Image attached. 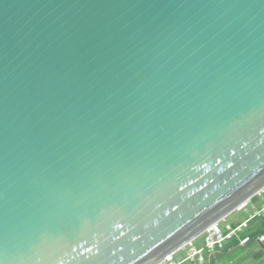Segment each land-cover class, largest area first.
<instances>
[{
    "label": "water",
    "instance_id": "1",
    "mask_svg": "<svg viewBox=\"0 0 264 264\" xmlns=\"http://www.w3.org/2000/svg\"><path fill=\"white\" fill-rule=\"evenodd\" d=\"M264 187V0H0V264H156Z\"/></svg>",
    "mask_w": 264,
    "mask_h": 264
},
{
    "label": "clouds",
    "instance_id": "2",
    "mask_svg": "<svg viewBox=\"0 0 264 264\" xmlns=\"http://www.w3.org/2000/svg\"><path fill=\"white\" fill-rule=\"evenodd\" d=\"M238 211L239 209H236L234 212H238ZM228 216L211 223L210 226L214 225V223H219L220 226L229 225L231 228L235 229L237 223L235 226H232L231 222L227 220ZM210 226H208L200 235L195 237V239L191 240L188 244H186V246L181 248L178 252L168 255L166 258H164L163 260H161L160 262L156 264H164V263H168V264H186V263H189V264H218L219 263V264H222L224 262V259H222L223 257H221V255H223L226 251L230 249L234 235H231L230 237H225L222 243V247L221 248L216 247L213 252L209 253L205 249L204 238H205V232ZM228 234L229 233H225L224 235L227 236ZM193 248H195L196 250H201L200 256L202 257V262L198 261L199 255H197L194 258V260L190 258L192 254L191 250ZM218 256L220 258H218L216 262H213V259Z\"/></svg>",
    "mask_w": 264,
    "mask_h": 264
},
{
    "label": "bare ground",
    "instance_id": "3",
    "mask_svg": "<svg viewBox=\"0 0 264 264\" xmlns=\"http://www.w3.org/2000/svg\"><path fill=\"white\" fill-rule=\"evenodd\" d=\"M263 191L264 187L239 208L242 209V219L237 220L232 242L238 241L239 245L244 247L255 241L253 235L249 234L250 223L256 218L264 216V200L262 199L260 204L255 202V198L261 197ZM255 242L264 251V235H259Z\"/></svg>",
    "mask_w": 264,
    "mask_h": 264
},
{
    "label": "crops",
    "instance_id": "4",
    "mask_svg": "<svg viewBox=\"0 0 264 264\" xmlns=\"http://www.w3.org/2000/svg\"><path fill=\"white\" fill-rule=\"evenodd\" d=\"M262 199L264 200V191L262 192L261 197L255 198V202L260 204ZM238 219H242V209H239L238 217L231 216L230 218H227V220L231 222L232 226L236 225ZM252 222L250 223V230L255 229V226L252 227ZM257 229H259V226ZM254 231H256V229ZM254 247H258V253L254 252L255 251ZM239 249L244 250L242 255H236ZM222 259H224V262L222 264H241V262L243 261L250 262V264H264V251L262 247L258 245L257 242H251L248 246L243 247L239 245L236 241H233L231 243L228 259L227 260L225 258Z\"/></svg>",
    "mask_w": 264,
    "mask_h": 264
},
{
    "label": "built area",
    "instance_id": "5",
    "mask_svg": "<svg viewBox=\"0 0 264 264\" xmlns=\"http://www.w3.org/2000/svg\"><path fill=\"white\" fill-rule=\"evenodd\" d=\"M236 228L233 229L229 225L220 226L219 223H214V225L210 226L206 232H205V249L211 253L214 251L216 247L221 248L223 240L225 237H230L231 235H234ZM225 233H229L227 236H225ZM192 254L190 258L194 260V258L199 255L198 261L202 262L201 250H196L193 248L191 250ZM168 264V263H164Z\"/></svg>",
    "mask_w": 264,
    "mask_h": 264
},
{
    "label": "trees",
    "instance_id": "6",
    "mask_svg": "<svg viewBox=\"0 0 264 264\" xmlns=\"http://www.w3.org/2000/svg\"><path fill=\"white\" fill-rule=\"evenodd\" d=\"M256 201H258V200H256ZM253 226H255L256 231H254L255 229L254 230L251 229V230H249V234L253 235V238L256 241V239L259 237V235L264 234V216L258 217L255 220H253L252 227ZM258 226H259V229H257ZM236 242L239 244L238 241H236Z\"/></svg>",
    "mask_w": 264,
    "mask_h": 264
},
{
    "label": "rangeland",
    "instance_id": "7",
    "mask_svg": "<svg viewBox=\"0 0 264 264\" xmlns=\"http://www.w3.org/2000/svg\"><path fill=\"white\" fill-rule=\"evenodd\" d=\"M231 216H236V217H238V212H233L232 214H230V215L228 216V218H230ZM254 248H255V251H254V252H255V253H258V247H254ZM243 252H244V250L239 249L238 252L236 253V255H242ZM229 253H230V249H229L228 251H226L223 255H221V257H223V258H225V259L227 260V259H228V256H229ZM218 258H220V257L218 256V257L214 258V259H213V262H216V260H217ZM241 258H242V257H241ZM237 260H238V258H237ZM186 264H189V263H186ZM241 264H250V262L243 261V262H241Z\"/></svg>",
    "mask_w": 264,
    "mask_h": 264
}]
</instances>
